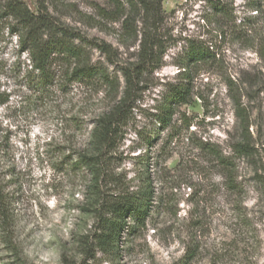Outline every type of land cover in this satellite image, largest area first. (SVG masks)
Instances as JSON below:
<instances>
[{"label": "rangeland", "instance_id": "obj_1", "mask_svg": "<svg viewBox=\"0 0 264 264\" xmlns=\"http://www.w3.org/2000/svg\"><path fill=\"white\" fill-rule=\"evenodd\" d=\"M23 1L36 11L37 0ZM106 2L59 0L56 14L111 43L118 64H126L136 46L119 41V22L105 32L77 21ZM250 2L162 0L163 65L144 76L110 154L113 172L130 190L151 189V211L143 227L122 233L114 254L97 252L94 259L86 254L95 222L87 206L90 175L66 162L84 149L110 99L102 89L61 78L34 93L27 52L10 32L13 21L0 13V93L7 96L0 104V183L13 212L9 234L0 231V264H264V59L257 45L237 37L230 15L237 24L253 14ZM188 40H202L214 56L191 66L190 102L160 129L156 114L166 85L177 81ZM91 55L105 62L97 50ZM233 97L249 115L253 157L231 152L241 139Z\"/></svg>", "mask_w": 264, "mask_h": 264}, {"label": "trees", "instance_id": "obj_2", "mask_svg": "<svg viewBox=\"0 0 264 264\" xmlns=\"http://www.w3.org/2000/svg\"><path fill=\"white\" fill-rule=\"evenodd\" d=\"M58 1L37 0V9L32 11L23 0H2L0 13L13 21L10 32L17 36L21 51L27 52L29 71L34 74L31 80L34 93H46L61 78L95 90L102 89L104 97L110 99L109 107L95 118L84 149L72 151L66 162L69 170L84 168L90 175L87 206L94 213L95 222L86 254L94 259L97 252L114 254L122 233H133L143 227L151 211V189L144 186L130 190L113 172L110 154L122 135L133 102L144 88V76L163 65L168 44L162 32V0H106L107 5L95 6L94 14L78 13L82 15L77 20L79 23L100 31L108 32L111 24L120 23L119 41L122 44L131 41L130 45L136 46L135 59L126 64H118V51L111 43L89 37L78 26L61 20L56 14ZM248 5L253 14L242 17L236 24L232 11L231 21L239 28L237 37L257 45L256 52L264 59V2L251 0ZM214 7L217 12L228 15L224 7L215 4ZM93 50H97L105 62L94 60ZM211 56L214 53L202 40H188L177 81L166 85L156 114L160 129L169 126L175 108L190 102L191 66ZM114 65L115 68H109ZM233 99L241 139L231 146V152L236 156L253 157L256 148L251 142L249 115L239 100ZM6 100L7 96L0 93V104ZM2 147L0 142V162ZM209 151L228 168L219 152ZM12 225L10 200L0 183V231L8 235ZM63 264L69 263L63 259Z\"/></svg>", "mask_w": 264, "mask_h": 264}]
</instances>
